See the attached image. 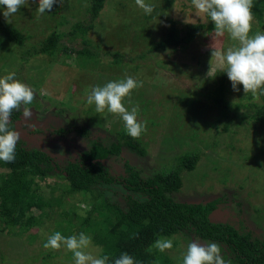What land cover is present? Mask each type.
<instances>
[{
	"label": "rangeland",
	"instance_id": "374dc122",
	"mask_svg": "<svg viewBox=\"0 0 264 264\" xmlns=\"http://www.w3.org/2000/svg\"><path fill=\"white\" fill-rule=\"evenodd\" d=\"M144 2L151 4L153 11L156 10L152 11L153 17L150 15V20L143 17L146 14L142 8L134 7L128 0L105 1L93 31L86 36L100 56L98 73L91 69L90 72L81 70L75 64L74 54L57 52L52 58L41 54L32 57L24 55L25 51L39 45L51 32L68 34L75 23L84 17L88 18L86 10L89 0H58L56 9L45 16H40L37 0H23L19 10L12 16L5 18L0 14V21L13 25L24 36L23 46L18 48L0 35V75L15 72L16 78L32 89L37 97L31 106L32 120L26 121L22 115L18 122V128H25L22 127L16 133L27 144L50 150V154L59 161L71 156V153L67 144L63 145L51 133L58 126H85L91 132V139L114 141L116 133L125 129L121 116L110 113L107 109L96 112L94 104H88L86 98L93 86H103L109 81L123 80L128 76L138 79L140 86L153 85L157 87V91H162L161 95L158 92L152 93L156 104L146 113L149 120L155 119L161 110L172 105L164 103L162 108L157 105V99H165L166 95L173 96L171 100L178 107L177 111L184 108L179 102H175V98L180 95L188 94L206 101L201 92L214 88L224 73V66L215 53L239 47L240 42L232 39L227 32L217 36L214 30L210 35L198 36L179 53L167 56L157 51L148 53L157 40L152 27L160 26L164 32L170 26L168 21H172L181 36L189 26L207 24L208 19L206 16L195 17L196 10L190 0H172L168 6L164 4L165 0ZM258 33H264V24L262 28H257V24L251 21L248 35L251 37ZM69 40L65 36L62 43L74 49L82 48L80 37L73 39V43ZM106 52L121 55L123 62L120 66L111 65L112 59L105 56ZM140 55H146V58L132 60ZM199 59L203 61L196 67ZM186 66L189 68L186 69ZM238 88L239 91H233L226 76L225 100L235 104L248 93L243 92L242 86L238 85ZM140 91L138 94L143 92ZM250 93L253 96L250 101L258 102V92ZM131 94L122 100L129 110L141 101L140 95L137 103L133 102ZM243 100L246 104L250 103ZM68 103L71 105L66 108ZM61 108L65 112L58 115L57 111ZM172 111L175 109L169 110ZM139 113L138 110L137 119L144 122L140 140L147 145V155L140 157L123 151L120 157L110 159L108 164L114 176L123 175L126 161L143 172L150 173L162 169V165L173 167L176 162L172 160L176 155L196 149L200 154L196 168L184 174L183 185L173 196L174 199L197 203L221 197L224 201L213 215L216 221H228L242 231L251 230L258 235L264 234V128L251 122L245 123L225 134L226 140L222 141V137L214 136L211 129V121L218 116L216 111L192 110L191 114H182L188 118L181 115L174 122L168 119L169 113L166 111L167 119H163L159 126L151 125L145 115L139 116ZM165 134L169 140L163 146L159 143V138L163 140ZM69 142L74 154L86 150L90 145L85 139H79L77 132L71 134ZM55 182L62 184L63 181L49 179L45 184L52 185ZM45 190L47 195L49 189ZM87 199V194L66 196L69 208L65 211L66 221L64 217H58L61 208L54 207L50 215L52 221L45 222L41 227L32 228L28 232H21L17 228L12 233H8V229L0 231V264H74L71 251L64 247L45 248L43 244L49 235L58 230L66 236L78 234V216L82 217L87 213ZM117 199L119 200L116 197L115 200ZM55 220L59 221L58 226ZM170 239L173 246L162 251L163 254L170 264H183L187 245L193 239L184 235ZM85 251L94 256L100 255V248L92 241Z\"/></svg>",
	"mask_w": 264,
	"mask_h": 264
},
{
	"label": "trees",
	"instance_id": "16d2710c",
	"mask_svg": "<svg viewBox=\"0 0 264 264\" xmlns=\"http://www.w3.org/2000/svg\"><path fill=\"white\" fill-rule=\"evenodd\" d=\"M105 1L89 0L86 10L88 18L84 17L75 23L68 34L51 32L39 45L25 51L24 55L32 57L41 54L52 58L57 52L74 54L75 64L79 65L81 70L90 72L91 69L98 73L100 56L87 41L86 36L93 31L94 23L102 13ZM128 1L134 7L138 6L136 0ZM171 1L165 0L164 4L168 6ZM251 11L253 14L251 21L257 24V28H262L264 0H252ZM150 15L152 16V13L143 17L150 20ZM207 19V24L191 25L181 36L172 21H168L170 26H167L164 32L160 26L152 27L157 40L148 53L157 51L167 56L185 50L198 36L214 32L213 23L210 18ZM0 35L9 44L18 48L23 46L22 32L11 24L0 21ZM65 36L69 37V42L80 37L82 48L74 49L62 43ZM105 56L112 59L110 63L113 66H120L123 62L122 56L117 53L106 52ZM145 56L140 55L132 60L144 59ZM202 61L199 59L196 67L201 65ZM185 68L188 69L189 66ZM225 79L226 74L223 73L214 88L200 93L206 98L205 102L183 92V96L175 98V102L184 107L179 111L178 107L173 105L172 95H166L167 98L162 100L157 99V105L161 108L164 103L172 105L161 110L153 120L146 118L148 110L153 109L152 106L156 104L152 93L158 92L161 95L162 91H157V87L153 85L140 86V83L138 87L143 92L135 87L131 93L135 103L141 95V101L137 103L139 107L142 105L139 116L145 115L151 125L159 126L163 119L165 121L166 111L169 113L168 119L174 122L183 113L187 115L191 114L192 110L193 112L203 110L218 113L211 121V129L214 136L222 137V141L226 140L225 134L245 123L251 122L264 128V94L258 92L259 101L255 102L250 101L253 96L248 92L235 104H231L225 100ZM146 96L147 98H144ZM243 99L250 103H244ZM69 105L71 104L68 103L66 108H69ZM172 109L175 111L169 112ZM63 112L65 110L61 108L57 114ZM22 115V112H17L11 118L10 127L15 132L24 127L18 128ZM181 117L188 118L183 115ZM67 127L58 126L51 133L56 135V139L63 145L67 144L71 156L58 161L50 154V150L27 144L21 138L16 163L6 165L0 162V231L8 229V233H12L17 228L21 232H28L32 228L41 227L45 222L52 221L50 215L54 207L61 208L58 217L65 218L67 217L65 211L69 209L66 205V196L87 194L88 199L85 202L88 210L84 216H78L80 223L76 226V231L84 232L91 237L92 243L100 248L99 256L108 257L107 264H112L121 253L131 255L136 264H170L169 259L156 246V241L177 235L218 243L222 255L229 264H264V234L258 235L251 230L242 231L228 221L220 222L213 218L215 211L224 201L223 198L215 197L197 203L179 202L174 199L173 196L183 185L184 174L196 168L200 155L198 150L176 155L172 160L176 162L173 167L162 165V169L150 173H145L126 161L123 175L114 176L108 164L110 159L120 157L123 151L140 157L147 155V145L140 140V136L131 137L123 128L116 133L114 141H96L91 139V132L85 126ZM74 132H77L79 139H85L90 144L86 150L78 151L77 154L73 153V146L69 142ZM163 137V140L159 138V143L166 146L169 139L166 134ZM106 141L108 142L105 143ZM226 146L230 147L229 144ZM49 179L63 182L45 184ZM45 189H49L47 194L49 197ZM116 197L119 200H115ZM54 222L56 226L60 224L58 220ZM61 234L66 236L65 233Z\"/></svg>",
	"mask_w": 264,
	"mask_h": 264
},
{
	"label": "clouds",
	"instance_id": "9594fccd",
	"mask_svg": "<svg viewBox=\"0 0 264 264\" xmlns=\"http://www.w3.org/2000/svg\"><path fill=\"white\" fill-rule=\"evenodd\" d=\"M138 6L146 15L153 7L144 0H136ZM23 0H0V14L5 18L15 14ZM40 16L52 13L58 0H37ZM196 10L195 17L210 18L217 36L229 33L232 39L238 40L240 46L229 48L225 52H216L223 71L230 81L233 91H239L242 86L244 93L264 94V33L249 36L252 0H192ZM139 84L133 77L123 80L109 81L103 86H93L87 95L86 102L94 104L96 112L107 109L110 113L119 114L124 121L127 134L139 137L144 130V122L137 119L139 106L127 109L122 100L130 96L131 90ZM37 97L34 91L22 84L15 72L0 75V162L6 165L16 163L21 137L12 130L11 118L17 112H22L26 121H31L33 113L31 106ZM91 244V237L84 232L63 236L59 231L49 235L43 244L45 248L60 249L64 247L72 252L74 264H107L108 257L94 256L85 251ZM159 250L172 248L171 239L156 241ZM112 264H136L128 253H121ZM183 264H229L221 253V246L213 241L201 242L193 239L188 243L183 256Z\"/></svg>",
	"mask_w": 264,
	"mask_h": 264
}]
</instances>
